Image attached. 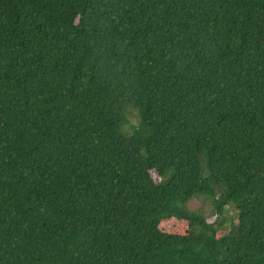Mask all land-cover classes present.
Here are the masks:
<instances>
[{
  "label": "trees",
  "instance_id": "obj_1",
  "mask_svg": "<svg viewBox=\"0 0 264 264\" xmlns=\"http://www.w3.org/2000/svg\"><path fill=\"white\" fill-rule=\"evenodd\" d=\"M0 264H264V0H0Z\"/></svg>",
  "mask_w": 264,
  "mask_h": 264
},
{
  "label": "rangeland",
  "instance_id": "obj_2",
  "mask_svg": "<svg viewBox=\"0 0 264 264\" xmlns=\"http://www.w3.org/2000/svg\"><path fill=\"white\" fill-rule=\"evenodd\" d=\"M128 122L129 123L124 127L126 131H130V126L135 125L137 123V116L136 114H134V111H130L128 113ZM187 207L190 210L197 212L206 218L213 219V217L210 218L212 212V202L207 198L204 197L193 198L187 203ZM222 218L224 219L223 220L224 225L227 226L231 219L235 221V212L231 206L225 209Z\"/></svg>",
  "mask_w": 264,
  "mask_h": 264
}]
</instances>
